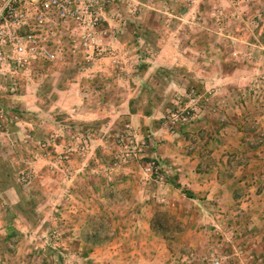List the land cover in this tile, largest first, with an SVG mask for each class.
Returning <instances> with one entry per match:
<instances>
[{
	"label": "rangeland",
	"instance_id": "obj_1",
	"mask_svg": "<svg viewBox=\"0 0 264 264\" xmlns=\"http://www.w3.org/2000/svg\"><path fill=\"white\" fill-rule=\"evenodd\" d=\"M105 18L97 30L98 46L88 57L117 56L110 116L67 120L68 128L71 121L79 124L69 131V145L54 154L60 158L49 159L45 170L39 162L34 167L25 161L15 180L0 185V264H155L150 220L157 211L170 212L184 226L177 238L167 240L178 256L174 264L182 258L186 264H237L229 256V237L219 254L213 246L217 236L206 238L202 232L204 227L217 230L218 223L205 215L216 208L208 206L209 211L200 203L205 201L200 190L190 199L157 185L165 174L149 156L155 137L151 123L159 121L172 133L184 126L189 136H177L185 141V152H216L226 161L234 156L231 164L242 167L258 162L264 155V0H116ZM155 55L172 56L174 62L162 66ZM90 58L59 57L57 65L76 71ZM122 60H127L126 70ZM51 62L33 68L50 70ZM127 97L137 98L138 114L152 108L154 118L122 114L117 106ZM146 99L151 100L147 108ZM192 107L188 124L170 123L171 112ZM200 129L212 136L206 144L205 137L197 138ZM95 214L109 220V239L88 246L79 231ZM7 220L18 232L12 241L4 239ZM207 240L209 252L202 249ZM224 255L229 257L224 260Z\"/></svg>",
	"mask_w": 264,
	"mask_h": 264
},
{
	"label": "crops",
	"instance_id": "obj_2",
	"mask_svg": "<svg viewBox=\"0 0 264 264\" xmlns=\"http://www.w3.org/2000/svg\"><path fill=\"white\" fill-rule=\"evenodd\" d=\"M120 44L124 46L122 41ZM118 56L121 59L126 58ZM116 57V55L94 59L91 57L88 66L83 67L84 69H75L76 71L61 69L56 59L54 63L51 62L54 68L50 70L33 68L28 74L20 72L0 74V185L15 180V174L23 171L20 170L21 166H26L23 163L25 161L27 163L31 161L29 166L34 167L39 162L40 168L47 169L45 165L49 163V159L55 156L57 158L58 156L54 154H58L60 148L69 145V131L78 128L75 124L79 123L75 121H71L69 124L74 125L68 128L65 123L67 120L105 121L109 118L111 102L108 94H111L115 82L112 77L117 73L112 69V62ZM121 62H125L126 70L127 60ZM155 62L163 66L174 61L172 56L168 59L162 55H155ZM44 63L46 62L42 64ZM159 69L160 67L156 65L153 72L158 73ZM136 70L139 68L136 67ZM135 75L136 73L131 76ZM141 89L143 85L138 88V94ZM131 98L127 97L117 106L123 108L122 114L145 119L154 118L151 116L152 108L138 114V108L135 109L137 98L135 100ZM146 102L147 108L151 100L146 99ZM154 124L155 137L149 156L161 165L166 176L176 179L182 188L190 192L200 190L202 198L205 199L200 203L205 204L207 210L210 211L208 206L216 208L215 214L205 215L218 223L216 226L218 229L202 228L205 237L217 236L213 246L217 248L219 254L223 252L226 245L224 241L229 237V243L233 242L231 245L233 250L231 255L230 253L228 255H234L237 264H264V167L261 169L264 161L260 162L264 155L259 156L258 162L249 160L243 167L232 163L230 168L225 157L212 152L208 156L212 158L210 164H203L197 169L202 156L198 152L199 149L185 152L183 150L185 141H180L171 131L160 128L159 121L151 123ZM219 136H223L222 131L219 132ZM219 136L216 137L220 139ZM255 168H259L258 171L251 170ZM17 169L20 171H16ZM156 183L167 191L175 189L165 182ZM173 237L177 238L176 235ZM155 241L157 242L155 264H174L178 256L175 255V251L171 252V248L169 249V241L166 240L165 243L157 232ZM209 245L207 240L202 249L209 252L211 248ZM189 246L195 248L191 243ZM180 251L181 249L178 252ZM184 251L183 249L182 252ZM145 252V249L137 251L141 254ZM228 255H224L223 259L226 260ZM179 264H186L184 258L180 259Z\"/></svg>",
	"mask_w": 264,
	"mask_h": 264
},
{
	"label": "built area",
	"instance_id": "obj_3",
	"mask_svg": "<svg viewBox=\"0 0 264 264\" xmlns=\"http://www.w3.org/2000/svg\"><path fill=\"white\" fill-rule=\"evenodd\" d=\"M115 1L0 0V74H25L64 56L90 58L98 46L97 30ZM195 110L171 112L170 123L188 124Z\"/></svg>",
	"mask_w": 264,
	"mask_h": 264
},
{
	"label": "trees",
	"instance_id": "obj_4",
	"mask_svg": "<svg viewBox=\"0 0 264 264\" xmlns=\"http://www.w3.org/2000/svg\"><path fill=\"white\" fill-rule=\"evenodd\" d=\"M205 122V121H204ZM219 127L222 125H225L224 122H217ZM219 127L216 129V131L219 129ZM174 133L178 135L179 137L186 139L189 134L184 126H178L175 128ZM206 138L204 143L209 141L211 138V134L206 133V131H203V129H200L198 131L197 138L199 140ZM193 141V139H192ZM205 153V154H204ZM200 157V163L198 165L199 169L203 164H210L211 160L208 159L209 152H203L201 153ZM234 156L231 158L233 159ZM231 159L226 161V164L231 165ZM236 163H239L236 159ZM164 182L173 186L175 189L180 190V192L185 195L187 198L194 199L193 193H191L189 190H186L180 186L176 182V179H172L166 175H163ZM111 195V193L106 192L105 196L108 197ZM110 225L109 220L105 218L103 215H90L84 225L81 227V230L79 231V239L88 246H96L100 245L101 243L107 241L109 239V235L107 233L106 228H108ZM150 227L153 231L160 234L164 240H170L173 238V236L183 230V225L181 222L169 215L168 213L157 211L153 214L151 220H150ZM6 234L4 239L5 240H13L14 238L18 237V232L13 228L11 225V222L7 220V227H6Z\"/></svg>",
	"mask_w": 264,
	"mask_h": 264
}]
</instances>
